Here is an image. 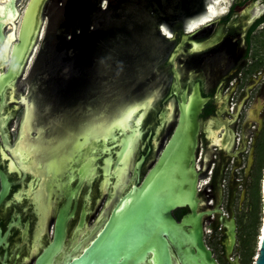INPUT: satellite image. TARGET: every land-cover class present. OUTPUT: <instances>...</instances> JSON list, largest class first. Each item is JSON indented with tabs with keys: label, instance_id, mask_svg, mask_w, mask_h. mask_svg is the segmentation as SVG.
Instances as JSON below:
<instances>
[{
	"label": "flooded vegetation",
	"instance_id": "af4514ba",
	"mask_svg": "<svg viewBox=\"0 0 264 264\" xmlns=\"http://www.w3.org/2000/svg\"><path fill=\"white\" fill-rule=\"evenodd\" d=\"M197 3L166 25L170 37L162 22L152 24L167 47L130 85L126 55L121 68L113 48L128 35L110 34L99 50L95 39L84 57H72L59 42L60 27L46 26L45 8L32 52L0 92V264H160L165 244L169 263L182 264L172 232L161 235L159 216L140 209L148 187L135 190L175 131L178 101L195 88L206 99L195 155L203 241L220 264L206 244L209 228L220 231L232 264L225 224L234 220L237 238L235 213L249 185L259 186L262 202L264 0L225 1L219 15L189 31L187 24L206 14L207 3ZM6 25L4 35L13 31ZM189 213L186 206L171 216L180 221ZM151 217L150 237L140 241Z\"/></svg>",
	"mask_w": 264,
	"mask_h": 264
},
{
	"label": "water",
	"instance_id": "95a60500",
	"mask_svg": "<svg viewBox=\"0 0 264 264\" xmlns=\"http://www.w3.org/2000/svg\"><path fill=\"white\" fill-rule=\"evenodd\" d=\"M0 0V65L7 62L6 71L0 74V92L11 81L15 80L30 53L32 52L36 40L40 36L44 23V10L46 15V26L57 25L59 29V42L69 55L84 57V50L88 51L92 47V42L97 40L101 48L105 47L107 36L110 34L128 35V42L125 43L121 36L116 43L114 53L121 60L117 65L122 68L125 62L122 55H126V73L129 84L137 80L135 75L142 72L145 77L152 69V64L157 62L163 55L167 43L159 37L152 24L162 22V26L170 37L168 25L174 21L189 15L190 11H195L200 0ZM207 3L206 14L198 20L187 24V29H192L222 12L221 4L230 0H203ZM194 2H196L194 4ZM61 5L58 6L57 4ZM154 8L161 16L158 21L149 7ZM212 11L209 12L208 9ZM168 10V15L164 17V11ZM193 11V12H194ZM194 18V17H193ZM4 24L13 31L4 35ZM11 24L12 26H10ZM167 25V26H166ZM159 28V27H158ZM124 31V32H123ZM110 35V37H109ZM56 43V42H55ZM101 48H98L101 49ZM6 56V57H5ZM141 57L140 61L138 58ZM135 58V59H134ZM137 58V59H136ZM139 62V70L134 66ZM99 64L103 65V61ZM1 69V67H0ZM70 67H66V71ZM134 75V76H133ZM133 76V77H132ZM206 99L202 98L195 88L194 92L186 96L182 95L178 101V116L175 131L161 152V155L154 167L150 170L146 181L141 188L136 189V193L148 194L150 199L143 202L144 211H149L146 217L159 216L161 235L168 236V232L173 234V245L177 249L182 264H217L212 257L211 251L205 246L203 241L202 217L204 213H198L197 199V179L198 172L195 168V155L197 148V136L199 131V115L203 109ZM129 116V115H128ZM262 195V191H261ZM262 215H264V200L262 195ZM189 207L190 213L183 216L180 221H176L171 212ZM133 210H138V206H133ZM207 214V213H205ZM150 215V216H149ZM236 225L234 220L226 223V240L224 242L226 259L232 264H238V256L241 249L242 232L239 225V211H236ZM145 221L144 226L148 232L140 234V241L150 237L153 229V217ZM208 222V221H207ZM263 229L259 231V242L254 264H264V219L261 221ZM208 225V223H207ZM140 226L134 223V228ZM209 228L206 234V244L212 250L214 257L220 264H223L220 257L212 249L210 237L217 238L219 231L212 232ZM161 242L165 240L161 237ZM236 241V245H235ZM166 246V244H165ZM161 249L160 264H170L167 248ZM235 246V247H234ZM237 257L231 261L233 252Z\"/></svg>",
	"mask_w": 264,
	"mask_h": 264
},
{
	"label": "rangeland",
	"instance_id": "374dc122",
	"mask_svg": "<svg viewBox=\"0 0 264 264\" xmlns=\"http://www.w3.org/2000/svg\"><path fill=\"white\" fill-rule=\"evenodd\" d=\"M261 158L258 159V164H256V170L254 172L253 179H259V171L261 168ZM263 179H264V170L262 174V183H261V191L263 195ZM254 188V184L250 187L248 194L246 196L245 203L242 205V209L239 211V225L242 232V242L241 249L239 253V261L240 264H254L255 257L257 253V245L259 242V231H261V221L263 215H261V199L258 191L259 186ZM264 210V208H263ZM236 217V213H235ZM221 239L220 231L218 233L217 238L210 237L212 249L216 252V254L220 257L223 264H228L223 257L222 247L219 243ZM233 256L234 251H233Z\"/></svg>",
	"mask_w": 264,
	"mask_h": 264
},
{
	"label": "snow or ice",
	"instance_id": "6c2138e0",
	"mask_svg": "<svg viewBox=\"0 0 264 264\" xmlns=\"http://www.w3.org/2000/svg\"><path fill=\"white\" fill-rule=\"evenodd\" d=\"M208 11H209V12H211V11H212V9H211V8H209V9H208ZM200 23H201V24H203V23H204V21H203V20H201V22H200ZM160 30H161V32H163L165 35H167V32L165 31L164 27H161V29H160ZM189 31H191V29H189Z\"/></svg>",
	"mask_w": 264,
	"mask_h": 264
},
{
	"label": "bare ground",
	"instance_id": "6f19581e",
	"mask_svg": "<svg viewBox=\"0 0 264 264\" xmlns=\"http://www.w3.org/2000/svg\"><path fill=\"white\" fill-rule=\"evenodd\" d=\"M262 190H263V200H264V179H263V188H262ZM262 219H264V215H263V218ZM263 229V226L261 227V230ZM260 236V235H259Z\"/></svg>",
	"mask_w": 264,
	"mask_h": 264
}]
</instances>
